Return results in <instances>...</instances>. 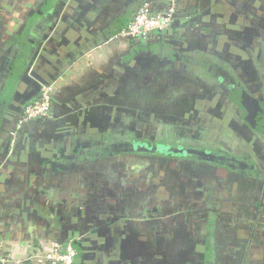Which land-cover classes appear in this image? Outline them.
<instances>
[{
	"label": "crops",
	"instance_id": "1",
	"mask_svg": "<svg viewBox=\"0 0 264 264\" xmlns=\"http://www.w3.org/2000/svg\"><path fill=\"white\" fill-rule=\"evenodd\" d=\"M147 1L156 11L170 5L0 0V239L8 264H37L28 258L46 243L70 241L81 244L78 264H264V129L235 116L215 83L170 70L186 68L177 54L203 49L237 61V74L251 79L248 71L264 68L254 56L264 55L263 41L246 44L264 0H175L178 18L164 35L118 37ZM48 84L58 88L50 119L21 123ZM263 99L255 101L264 119ZM127 109L194 123L202 145L206 134L222 137L252 173L159 156L85 161L82 144L118 133L117 112Z\"/></svg>",
	"mask_w": 264,
	"mask_h": 264
},
{
	"label": "flooded vegetation",
	"instance_id": "2",
	"mask_svg": "<svg viewBox=\"0 0 264 264\" xmlns=\"http://www.w3.org/2000/svg\"><path fill=\"white\" fill-rule=\"evenodd\" d=\"M177 18H178V16L176 15V18H175L174 22L172 23V25L176 22ZM257 27H259L262 30L260 31ZM254 28L255 29L250 33V37L247 39V43H246L249 45V47L252 50L254 49L255 45L262 46L261 42L263 41V43H264V18L262 19V21L258 22ZM255 30H257V31H255ZM165 33H161V35H164ZM156 35L157 34H154V35L150 36L147 40H144V41L151 40ZM158 35H160V34H158ZM242 40H243V38L237 39L235 42H241ZM244 45H245V43L236 44V47H243ZM204 51L205 50H203V49H198V50H195L192 52H181V53L177 54V56H180L182 54L191 55V56H193V55L206 56V57H209V58H212V59L218 61L219 63L224 64V66H226L228 69H230L232 74H234V76L238 79V82H241L243 84L244 89L252 95V98L250 99V101H252V103H250L251 109H248V110H250L248 113L246 112L245 109H243L240 102L235 100V97L232 95V93H229L223 85L218 83L216 79H214L210 74H208L205 70H203L201 68L194 67L193 65H186V64L182 63V60H180V61L178 60L179 64L185 65L186 68L183 67L181 69L177 65L176 66L171 65L170 70L173 72L172 73L173 77L174 78L178 77V76L182 77L183 74L181 72H186L189 75L194 74V76H196V77H198V76L201 78L203 77V79H206L207 81H210L213 84L215 83L214 85H217V87H219V89L221 91H223L224 93L227 92L229 94L230 98L233 99V101L235 103L234 104L235 107H234V111H233L234 115L239 116L241 113V116L243 117V119H246L249 123L254 124L255 128L260 129L261 121L263 120V116H261V114L263 112L260 111L259 106L255 101V98H262V99L264 98V68L263 69L259 68L258 71H248L249 76L252 75V78L250 77L251 79H246V78L244 79L243 76L245 77V74H243V75L237 74L238 69L236 68V66L237 65H239L240 67L242 66L237 61H236V63H234L232 61H229L228 58L223 54H218L215 52L209 53L208 51H206V52H204ZM254 56H255V61L260 63L259 65L261 67H264V55L263 54H255ZM230 65H231V67H230ZM106 87L109 90H112L115 88L114 86L111 85V82L106 83ZM263 102H264V99H263ZM248 108H250V107H248ZM259 111L261 113L260 115H259ZM117 116H120L121 120H122L121 121L122 124L119 123L118 124L119 126H117L115 128V131H117L118 133H112L111 132L109 135L108 134L104 135L106 138H108L111 135L112 136H119L120 135V136H125V138H130V136H132V137H136V138H139V139L145 140V141L147 140V141L166 142V143H172V142L174 143V141H181L185 144H192V143L200 144L198 142V139H200L202 136L197 137L195 135L196 129H194V127H196V126L194 123L193 124H185V127H184L183 123H181L178 126L179 123L175 122L171 119H168L166 117V114L157 113L155 111H152V109H150L148 111H141V110L136 111V110L127 109L124 111L117 112ZM150 128H153V129L155 128V129L153 131ZM207 128L210 129L211 126H209ZM188 130H190V131H188ZM222 134H224V133H222ZM205 138H207L209 141L206 143V144H208L207 146L212 147L213 145L220 144L221 146L223 145V148H224V149L220 148L221 151H223L225 153H230L229 152L230 149L227 150L228 146H226L224 141H222V137L212 138V137H210L209 134L207 137V134H206ZM108 139L110 140V138H108ZM200 145H202V144H200ZM100 146H101V143L96 142L94 147H87L85 144L84 145L82 144L81 148H83L82 152L88 154L90 151H92L93 149H96ZM130 155H132V154H130ZM140 156H149V155H140ZM241 159L247 160L244 158H241ZM247 162L249 163V165L251 164V162H249L248 160H247ZM250 169H251V173H252L253 169L251 168V166H250ZM152 211L157 212L156 209H153Z\"/></svg>",
	"mask_w": 264,
	"mask_h": 264
},
{
	"label": "water",
	"instance_id": "3",
	"mask_svg": "<svg viewBox=\"0 0 264 264\" xmlns=\"http://www.w3.org/2000/svg\"><path fill=\"white\" fill-rule=\"evenodd\" d=\"M183 55L184 54L177 56V59L179 61L182 60V63L186 65H193L194 67L205 70L216 79L218 83L223 85L229 93H232L235 100L240 102L247 113L250 111L248 109H251L250 103H252V101H250V99L252 95L244 89L241 82H238V79L232 74L230 69L224 66V64L206 56ZM258 106L260 111H262L259 104ZM260 111L259 115L261 114ZM108 138H110V140ZM108 138L103 136L101 139V146L93 149L88 154L86 153L84 160L93 161L130 154L149 155L204 163L237 173L251 174L250 165L247 160H243L239 156L225 153L220 149L205 144H185L181 141H174V143L145 141L132 136H130V138H125V136L120 135H111ZM75 245L81 248V244L75 243ZM80 255L81 253L79 252V256ZM78 263L77 259L76 264Z\"/></svg>",
	"mask_w": 264,
	"mask_h": 264
},
{
	"label": "built area",
	"instance_id": "4",
	"mask_svg": "<svg viewBox=\"0 0 264 264\" xmlns=\"http://www.w3.org/2000/svg\"><path fill=\"white\" fill-rule=\"evenodd\" d=\"M169 2V7L162 11H156L148 1L143 3L118 37L147 40L154 34L165 33L177 15L176 1L170 0ZM57 92L56 84L43 86L38 99L24 107L21 123L50 119ZM45 246L44 251L31 254L28 260L37 264H76L79 251L73 241L66 243L48 242ZM9 262V257L6 255V242L0 239V264H8Z\"/></svg>",
	"mask_w": 264,
	"mask_h": 264
},
{
	"label": "trees",
	"instance_id": "5",
	"mask_svg": "<svg viewBox=\"0 0 264 264\" xmlns=\"http://www.w3.org/2000/svg\"><path fill=\"white\" fill-rule=\"evenodd\" d=\"M130 22V19H128L124 25H127L128 23ZM261 116H263V114H261ZM261 129H264V119L261 121V126H260ZM264 131V130H263Z\"/></svg>",
	"mask_w": 264,
	"mask_h": 264
}]
</instances>
